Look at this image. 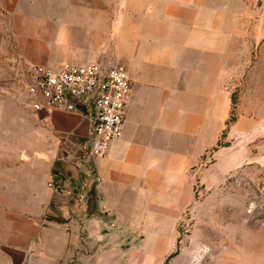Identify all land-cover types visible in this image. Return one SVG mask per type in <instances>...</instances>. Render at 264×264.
<instances>
[{
  "label": "crops",
  "instance_id": "obj_1",
  "mask_svg": "<svg viewBox=\"0 0 264 264\" xmlns=\"http://www.w3.org/2000/svg\"><path fill=\"white\" fill-rule=\"evenodd\" d=\"M255 4L0 0L7 56L13 43L36 65L121 64L132 86L102 157L89 153L87 116L35 112L23 90L1 102L0 264H264V225L197 208L242 163L217 143L243 44L264 25ZM186 217L198 220L181 235Z\"/></svg>",
  "mask_w": 264,
  "mask_h": 264
},
{
  "label": "rangeland",
  "instance_id": "obj_2",
  "mask_svg": "<svg viewBox=\"0 0 264 264\" xmlns=\"http://www.w3.org/2000/svg\"><path fill=\"white\" fill-rule=\"evenodd\" d=\"M255 1L259 21L264 22V0ZM253 5V4H252ZM262 19V20H261ZM0 31V37H1ZM6 37L9 35L5 31ZM9 55L0 49V110L1 102L12 100L17 104L22 98L18 74L20 64L16 48L9 43ZM52 67V66H50ZM59 67V66H57ZM53 67V68H57ZM232 105L229 118L239 122L231 125L219 138V147L240 153L242 163L233 171L226 183L213 192L198 209L240 211L242 222L264 225V25H259L257 42L241 53V72L232 77ZM205 192V191H203ZM202 193V192H201ZM200 194V193H199ZM193 220L184 218L180 225L181 235L191 227ZM199 220H217L205 218ZM221 220V219H220ZM226 224L233 218L227 217Z\"/></svg>",
  "mask_w": 264,
  "mask_h": 264
},
{
  "label": "built area",
  "instance_id": "obj_3",
  "mask_svg": "<svg viewBox=\"0 0 264 264\" xmlns=\"http://www.w3.org/2000/svg\"><path fill=\"white\" fill-rule=\"evenodd\" d=\"M19 83L33 111L55 109L79 112L88 117L89 153L102 157L122 135L131 81L121 64L91 62L62 64L57 68L28 63L18 58ZM100 182V178H95ZM47 187L60 192L52 180ZM71 194L70 191H66Z\"/></svg>",
  "mask_w": 264,
  "mask_h": 264
},
{
  "label": "trees",
  "instance_id": "obj_4",
  "mask_svg": "<svg viewBox=\"0 0 264 264\" xmlns=\"http://www.w3.org/2000/svg\"><path fill=\"white\" fill-rule=\"evenodd\" d=\"M236 121L235 117L229 118L226 122V128L225 130L222 132L221 136H224L226 134V131L228 130V128ZM217 145H219V143H217Z\"/></svg>",
  "mask_w": 264,
  "mask_h": 264
}]
</instances>
